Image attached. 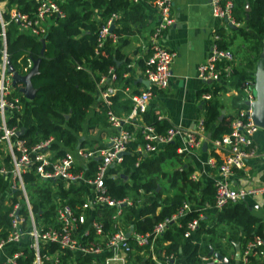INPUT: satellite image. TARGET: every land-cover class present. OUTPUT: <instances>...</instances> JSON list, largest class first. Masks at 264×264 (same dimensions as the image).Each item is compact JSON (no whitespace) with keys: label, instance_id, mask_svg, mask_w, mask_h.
I'll return each mask as SVG.
<instances>
[{"label":"trees","instance_id":"16d2710c","mask_svg":"<svg viewBox=\"0 0 264 264\" xmlns=\"http://www.w3.org/2000/svg\"><path fill=\"white\" fill-rule=\"evenodd\" d=\"M55 1L62 15L55 16L54 23L44 34L42 54H39L41 43L38 38L19 32L15 20H8L5 25L6 51L13 67L18 68L16 59L21 55L29 54L33 58L40 56L37 72L30 79L35 88L34 97L28 101L33 123L28 124L19 137L26 145L51 137L49 148L55 152L53 157L73 149L80 133H89L93 129L101 131L109 127L106 119L107 106L120 117L129 113L131 102L121 90L110 95V103L106 105L102 100H95L94 85L100 75L106 74L110 67L115 75V85L122 88L132 84V80L122 77V73L130 71V67L129 58L121 53L120 47L126 43L123 35L130 30L128 23L143 17L139 0ZM232 1L231 31L225 33L223 28L216 30L219 36L217 45L230 49L233 54L230 62L221 60L219 63H229L231 71L223 84L211 81L205 83L197 92L198 96L203 92L210 94L208 99L202 101L203 128L209 132L210 139L228 132L231 115L224 114L217 119L223 107L219 95L229 87H234L239 98L241 83L247 78L252 79L255 65L253 60L258 56L261 39L264 37V0ZM36 2L37 0H5L3 17L8 18L7 9L11 5L31 13ZM94 10L98 11L99 18L94 16ZM111 12L118 14L111 29L115 38L112 40L105 37L98 45L97 27ZM236 37L240 38L241 43L231 48ZM242 45H246V48L243 47L244 51L241 49ZM238 51L242 52L243 57L239 63H235V54ZM16 91L21 101H25L18 88ZM91 106L93 107L90 109ZM235 106L237 109L243 107ZM15 124L16 118L7 119L8 126ZM144 124L151 126L157 134L164 133L168 127L165 119L158 118L157 109L152 103L135 118L122 122V127L132 132L133 139L126 142L127 152L116 166L109 168V175L103 179L107 195L114 199H130V205L121 206L122 219L126 224L133 222L135 229L141 232L150 230L155 222L169 215L184 200L189 203H213L214 198L212 181L201 183L193 180L189 177L192 171L190 166L177 167L179 159L173 140L164 143L158 151L151 154L136 150L137 145L145 142L140 132ZM93 141H98L97 147L105 146V141H99L98 136L91 137L88 134H84L79 145H91ZM96 163L94 159L86 162L88 176H92ZM175 163L177 166L171 169L164 168ZM112 174L118 175L114 177ZM2 179L0 175V188ZM22 179L34 217H40L44 221L49 220L53 214L55 197H59L60 201L68 203L74 209L85 199L84 184L64 183L60 179L53 182L48 181L49 179H37L32 170L24 173ZM149 194L153 196L150 201L141 203L142 198ZM17 195L19 191L14 190L6 199L7 203L0 206V236L7 232L8 212L12 204L23 203V198ZM99 211L101 216L97 215V220L111 233L114 230L113 207H103ZM19 212L26 216L23 206L19 208ZM195 216L197 210L191 208L179 219V224H169L157 239L158 249L163 250L164 254L171 253L174 257L183 255L186 264H206L199 256L209 254L211 246L228 259L227 263L220 261L212 264H232L231 255L225 253L230 245L229 240L238 241L240 249L243 250L246 243L254 240L256 236L264 237L261 220L249 212L243 200L223 204L215 213L213 224L207 219H200L198 226L189 235L183 236L185 223ZM49 247L52 249L54 246ZM252 250L256 253L262 252L255 255L247 253L245 260L238 264H264V243ZM18 260L21 262V259ZM28 261L29 257L25 259L26 263Z\"/></svg>","mask_w":264,"mask_h":264},{"label":"built area","instance_id":"2783aa9c","mask_svg":"<svg viewBox=\"0 0 264 264\" xmlns=\"http://www.w3.org/2000/svg\"><path fill=\"white\" fill-rule=\"evenodd\" d=\"M136 1V0H134ZM172 0H153L156 12L155 23L148 36V55L139 68L141 78L148 81L147 86L133 89L130 85L122 88L114 84V72L110 67L106 74L100 75L95 82L98 98L106 105L110 103V95L121 90L122 94L131 102V109L125 116H118L107 106L106 119L113 129L103 147L75 146L73 151H64L61 156L53 157L47 150L51 137L26 145L24 140L16 135L19 120L22 115L23 102L17 94L22 84L12 82V73L8 70L9 60L6 51L5 25L8 20H15L19 32L40 38L48 27L54 23L55 16H61L62 11L55 0H37L31 13L23 12L11 5L7 9L8 18L3 17L5 0H0V146L8 150L10 170L0 165V175L9 176L7 183L9 191L18 190L23 203H13L9 216L6 234L0 236V253L6 250L0 262L3 264H177L174 256L164 254L157 247V239L163 230L171 223L179 224V219L191 209L184 200L169 215L155 222L150 230L141 232L132 223L126 224L122 219L121 206L130 205V199H114L106 194L103 179L109 175V168L116 166L122 159L120 152L126 151L125 144L133 139L132 132L122 127V122L135 118L144 111L151 99L153 89L165 88L169 83L170 64L175 53L166 48L161 37L163 31L173 22L171 14ZM211 13L214 17L224 19L228 25L233 24L231 17L232 0H209ZM118 14L111 12L97 27V40L100 45L105 37L112 40L115 35L109 30L114 25ZM229 22V23H228ZM218 34L213 35V42L208 56L197 66V74L205 83L225 79L231 67L229 63L221 64V60L230 62L233 54L230 49L219 47L216 43ZM264 43V37L261 39ZM23 58V59H22ZM22 59V60H21ZM33 57L29 54L16 59L19 74L26 73L32 66ZM10 61V60H9ZM131 64H128L130 67ZM78 67V66H77ZM129 71L122 73L126 78ZM253 79H245L241 85V93L246 101L253 100ZM16 92V93H15ZM21 92V91H20ZM22 94V93H21ZM23 95V94H22ZM210 94L203 92L201 99H208ZM25 98V97H24ZM14 117L17 124L8 126L7 119ZM167 121V120H166ZM168 122V121H167ZM260 129L251 118L249 104L236 109L229 120V130L220 137L209 139V146L213 154L207 157L206 163L214 168L212 177L214 186L213 207H220L227 202L242 201L247 195H264V175L261 179L245 188L233 186L230 175L233 170L243 169L246 161L253 156V134ZM203 120L199 118L192 128H185L168 122V127L162 134L154 132L149 125H142L140 132L145 142L137 145L140 153H153L176 136L182 139V145L176 146V152L181 153L197 148L204 138ZM109 143V144H108ZM215 153L220 157H215ZM77 159L80 163H77ZM89 159L97 161L92 176L87 175L86 162ZM138 158L136 160V163ZM219 161V162H217ZM30 170L36 178L42 180L60 179L64 183L90 185L91 196L86 197L76 209L55 197L53 214L49 220L34 217L31 203L23 184L22 175ZM115 174H112V176ZM23 206L26 216L19 212ZM103 207H113L112 219L114 230L109 233L104 224L97 220L101 216ZM203 208L198 209L197 216L185 223L182 235L187 236L193 231L200 219H204ZM99 211L97 214L96 212ZM40 212V211H39ZM264 232V221H261ZM129 230L126 236L125 232ZM264 243V237L256 236L248 241L241 252V260L245 255L256 253L253 247ZM50 245L54 247L50 249ZM29 257L26 263L25 259ZM206 264L217 262L212 254L200 255ZM21 259V262L18 260Z\"/></svg>","mask_w":264,"mask_h":264},{"label":"crops","instance_id":"0c3cea01","mask_svg":"<svg viewBox=\"0 0 264 264\" xmlns=\"http://www.w3.org/2000/svg\"><path fill=\"white\" fill-rule=\"evenodd\" d=\"M139 1L142 5L141 13L143 17L138 18L134 22L128 23L130 30L127 34L123 35L126 39V43L120 47L121 53L124 54L125 57L129 58L128 64H131L129 75L126 78L130 81L132 80V84L130 86L133 89L145 86L141 82L142 78L139 68L142 66L144 58L148 55V36L156 19V12L153 9L152 4L153 0ZM170 11L173 16V22L163 31V35L161 37L162 44L175 53L170 64L169 83L165 88L153 89V94L149 103H152L156 107L158 118H163L172 124H178L185 128H192L198 119L202 118L203 115V99H201L200 95H197V92L205 86V82L202 81L197 74V66L208 56L213 42V35L217 34L216 30L218 28H223L225 33H229L231 31V25L226 24L224 19H220L212 15L209 0H172ZM93 12L94 16L99 18L98 11L94 10ZM262 45H264V43L261 40L260 48ZM236 62L239 63L240 61L235 58V63ZM225 80L226 79H222L219 82L223 84ZM94 86V98L95 100H99L97 91L98 87L96 84ZM236 94L237 90L234 87H229L226 91L219 95L223 105L220 111L223 110V113L221 114L219 112L217 116L218 120L224 114L232 115V113L237 109L235 105H246L244 103L245 99L242 93H239V98H237ZM28 101V99L23 101V110L19 120V127L24 126L25 128L28 124L33 123L29 113ZM94 105L95 103L93 106ZM93 106H91L90 109ZM220 115L221 117L219 118ZM111 130L112 129L109 126L105 127L101 131L93 129L91 132L98 136L99 141H105L106 145L109 134L113 132ZM203 132L204 138L201 140L197 148L178 153L179 165L177 166H190L192 171L189 177L193 180H199L201 183L212 181V177L215 173L214 168L206 163L207 157L211 156L213 152L209 146L210 137H206V133L208 131L204 130ZM83 133L88 134L86 132ZM83 133L79 134L80 140L84 137ZM252 138L254 154L246 161L243 169L233 170L231 173L230 182L233 186L247 188L257 183L264 175V128L257 130L253 134ZM173 141L176 146L182 145V139L179 136H176ZM203 141L206 142L204 149L201 147ZM97 144L98 141H93L91 145L86 146H95ZM76 145L77 142L73 149ZM73 149L65 151L72 152ZM47 150L52 156L53 153H55L49 148V146L47 147ZM214 155L215 157H220L217 153ZM3 157H5V160H2ZM77 163H80L79 159H77ZM0 165L7 171L10 170L8 150L2 146H0ZM117 175L118 174H115L113 176L116 177ZM1 176L3 179L0 188V206L7 203L6 199L13 192L8 189V174L6 177L4 175ZM48 181L53 182L54 180ZM91 188L92 187L90 185H86L85 198L91 196ZM17 196L20 197L19 195ZM152 197V194L143 197L141 203L150 201ZM186 201L188 202V200ZM243 202L253 216L259 218L261 221H264V195L250 194L244 198ZM189 204L190 207L196 209L197 212L198 209L203 208L202 211L204 213V219H207L210 224H213V219L218 209L213 207L212 203L205 202ZM96 213L98 214L99 211ZM225 239L228 240L229 238ZM229 243L230 245L226 248L225 253L231 255L233 259L232 264H238L241 261L242 252L239 242L229 240ZM236 245L237 248L235 247ZM211 250L216 251L210 246L208 250L209 254H212L210 253ZM216 252L219 253L218 251ZM4 253H6V250H2L0 258H3ZM235 254L238 255L237 258L235 257ZM223 257L227 259L225 255ZM174 259L177 264H186L183 255L174 257ZM220 261L221 260H217V262Z\"/></svg>","mask_w":264,"mask_h":264},{"label":"water","instance_id":"95a60500","mask_svg":"<svg viewBox=\"0 0 264 264\" xmlns=\"http://www.w3.org/2000/svg\"><path fill=\"white\" fill-rule=\"evenodd\" d=\"M247 9V6H246ZM226 20V18H224ZM229 23V22H228ZM112 29V25L110 26L109 30ZM39 42L41 43V47L39 50V54H42L43 47H44V38L40 37ZM40 56L36 57L32 61V66L30 69L24 73L19 74L14 67L11 65L10 61H7V67L8 70L12 73V82H20L22 86L20 87V91L25 97V99L31 100L34 97L35 94V88L31 84V77L37 72V64L39 61ZM253 88H252V94H253V100L246 101L245 104H249L251 106V118L255 124L260 126V128H264V45L261 46L260 51L258 53L256 62H255V69L253 72ZM141 82L147 86L148 81L145 79H141ZM220 113H223V110L220 111ZM221 115L219 116V118ZM24 131V126H20L17 131L16 135H21ZM206 137H209V132L206 133ZM80 138L77 140V145L79 144ZM109 144V143H108ZM206 146V142H202V148L204 149ZM127 151L120 152L119 155H122L126 153ZM126 236L129 234V230L125 232ZM237 248V245L235 246ZM217 260H221L225 263L228 262V260L223 257L221 254L217 253L216 251H210ZM235 257L237 258L238 255L235 254Z\"/></svg>","mask_w":264,"mask_h":264},{"label":"rangeland","instance_id":"374dc122","mask_svg":"<svg viewBox=\"0 0 264 264\" xmlns=\"http://www.w3.org/2000/svg\"><path fill=\"white\" fill-rule=\"evenodd\" d=\"M242 25L245 26V24H242ZM239 43H241V40H240L239 37H236V39L233 41V44H232V47H231V48H234V47H235L237 44H239ZM243 47L246 48V45H242V46H241V49H242V50H243ZM245 50H246V49H245ZM243 51H244V50H243ZM242 57H243V54H242V52H240V51H238V53L235 54V58H237L238 60H240ZM256 59H257V58H256ZM256 59L253 60L254 63H255ZM86 133H88V132H86ZM83 134H85V133H83ZM88 135L94 136L95 134H94L93 132H91V133L89 132ZM2 160H5V157H3ZM173 166H177L176 163H175V164H171V165H169V166H164V168H165V169H169V168L171 169ZM25 190H26V189H25Z\"/></svg>","mask_w":264,"mask_h":264}]
</instances>
